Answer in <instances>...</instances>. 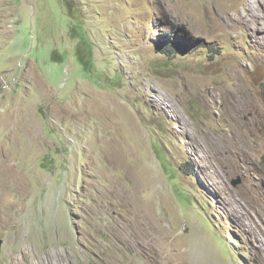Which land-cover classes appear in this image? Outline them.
Here are the masks:
<instances>
[{"label":"rangeland","instance_id":"rangeland-1","mask_svg":"<svg viewBox=\"0 0 264 264\" xmlns=\"http://www.w3.org/2000/svg\"><path fill=\"white\" fill-rule=\"evenodd\" d=\"M1 164L0 264H264V0H0Z\"/></svg>","mask_w":264,"mask_h":264},{"label":"bare ground","instance_id":"bare-ground-1","mask_svg":"<svg viewBox=\"0 0 264 264\" xmlns=\"http://www.w3.org/2000/svg\"><path fill=\"white\" fill-rule=\"evenodd\" d=\"M1 166H2V164H1ZM4 171L5 170L3 169V166H2L1 170H0V203L1 204H4V201H5V199H4L5 185L2 186V183L7 182V180H6L7 175H5ZM152 216H153L152 213L148 211L147 214L140 221H139V218L137 216L131 217V231L133 232L135 230L134 227H136V230L139 229V226L143 225L144 222L149 223ZM120 220L123 221L124 219L121 218ZM117 229H118V235H117L118 237H117L116 242L112 243L109 247V251L107 253L108 255L105 258L106 264H116L117 261L112 260L113 259L112 255H114L118 251H121L123 248L130 249L131 253L136 254V255H140V254H144V253H149L151 255H154L155 257H157V255H159V254L163 255V249L165 248L164 246H162V245L161 246L160 245H148L149 243L145 244L141 240L139 241L138 237L134 236L132 233H131V238H130V236L125 235L124 232H126V231L123 232V230H124L123 227L122 228L119 227ZM147 236H148V234H147ZM120 244H122V245H120ZM154 264H161V261L159 260V258L154 260ZM163 264H165V263H163Z\"/></svg>","mask_w":264,"mask_h":264},{"label":"trees","instance_id":"trees-1","mask_svg":"<svg viewBox=\"0 0 264 264\" xmlns=\"http://www.w3.org/2000/svg\"><path fill=\"white\" fill-rule=\"evenodd\" d=\"M160 46H161L160 51L164 54H167L168 56L172 55L173 52L178 50V46L174 45L171 42H168L166 44H161ZM79 56H80L79 61L81 63V66L85 68V71H88L87 63L83 60L84 59L83 56H81V54Z\"/></svg>","mask_w":264,"mask_h":264},{"label":"water","instance_id":"water-1","mask_svg":"<svg viewBox=\"0 0 264 264\" xmlns=\"http://www.w3.org/2000/svg\"><path fill=\"white\" fill-rule=\"evenodd\" d=\"M239 183V182H238ZM236 184H237V182H236ZM235 185V184H234ZM0 247H1V242H0Z\"/></svg>","mask_w":264,"mask_h":264}]
</instances>
